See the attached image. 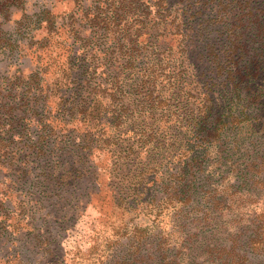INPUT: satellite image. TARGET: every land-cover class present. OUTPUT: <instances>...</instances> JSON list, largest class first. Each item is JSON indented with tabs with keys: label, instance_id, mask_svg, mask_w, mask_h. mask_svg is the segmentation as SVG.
<instances>
[{
	"label": "trees",
	"instance_id": "1",
	"mask_svg": "<svg viewBox=\"0 0 264 264\" xmlns=\"http://www.w3.org/2000/svg\"><path fill=\"white\" fill-rule=\"evenodd\" d=\"M144 3L149 4V14L157 21L149 24L147 34H140L145 22L135 15ZM80 5L79 1L77 6ZM94 8L97 14L87 20L103 19V35L110 46L103 50L101 74L108 80L103 78L91 88L84 81L80 85L70 81L72 73L68 74L65 81L72 87L66 88L62 96H57V91L63 83L50 88L43 81L31 80L17 86L21 91L18 104L11 96L0 94V184L6 187L2 190L29 183L26 187L36 190L33 194L38 197L54 190L66 192L65 205L57 212L53 210L54 214L47 211L44 215L57 216L56 223L26 224L23 231L19 228L23 214L20 202L12 196L5 197L10 206L0 211V232L6 237L3 251L8 256L5 264H62L61 256L73 252L66 251L54 227L60 226L62 237H66L69 225L77 222L74 218L82 215L92 195L88 192L81 200L70 189L86 180L98 189L95 161L105 156L110 168L120 159L125 163L128 175L119 184L125 190H134L133 179L141 182L148 174L146 166L132 170L133 156L139 153L134 150L135 145L146 139L162 146L165 138L169 149L177 153L181 167L174 174L178 178L176 186L150 200L135 192L122 198L117 187L109 188L116 196V207L125 212L145 211L155 225L154 231L162 223L165 211L184 223L187 213L198 217L203 210L200 219L209 226L212 213L232 200L229 190L234 189L205 192L196 203L198 197L191 185L181 180H188L198 171L209 150L227 137L226 131L240 132L246 123L252 131L263 128L264 84L259 82L264 80V0H94L91 10ZM157 31L159 34H148ZM72 44L68 45L70 49ZM132 90L141 97L142 108L149 110L135 112ZM245 103L256 105L258 112L251 117ZM99 105L102 109L96 113L95 106ZM17 107L23 108L38 129L37 137L21 146L15 130H23L25 120L23 116L16 118ZM157 112L166 114L160 119ZM166 115L169 117L165 119ZM177 125L185 128L183 136L169 134ZM124 127L127 129L123 131ZM74 130L79 133L77 137ZM115 139L124 143L118 152L109 149ZM184 140L191 144L189 148L182 149ZM30 156L35 161H51L42 168L40 180H30ZM86 174L92 175L90 179ZM73 202L74 208L70 205ZM153 233L147 227L126 234L127 250L113 264H137L147 259L150 264H181L183 260L178 256L182 251L178 249H183L182 244L177 243L178 252L168 258L169 240L161 232L156 236ZM198 236L189 235L183 244L194 246ZM147 239L154 247L151 257L145 259L140 251ZM216 252L221 256L228 253L225 248ZM74 254L82 253L77 247Z\"/></svg>",
	"mask_w": 264,
	"mask_h": 264
},
{
	"label": "rangeland",
	"instance_id": "2",
	"mask_svg": "<svg viewBox=\"0 0 264 264\" xmlns=\"http://www.w3.org/2000/svg\"><path fill=\"white\" fill-rule=\"evenodd\" d=\"M79 1L81 7L77 6ZM93 1L0 0L1 96L9 95L14 98V103L18 104L21 91H18L17 86L31 80L43 81L50 88L54 86L57 88L56 85L63 83L61 85L63 88L59 93L57 91V96H62L66 88L72 87L71 83L65 81L71 73L70 81H77L79 85L83 81L89 83L91 88L100 84V80L105 78L101 74L104 70L101 67L104 64L103 50L110 44L103 35L106 34L103 19L92 22L87 20L93 18L98 11L96 8L91 10ZM148 7L149 4L144 3L136 11V19L145 22L140 28V34H147L149 24L157 21L155 16L149 14L150 8ZM132 33L136 34L135 31ZM68 34H72L73 38H69L71 35ZM148 34H159V32ZM72 42L70 49L68 45ZM109 65L110 63L106 67ZM105 79L108 80L107 77ZM199 84L200 87L203 86V83ZM259 84L263 85L264 80ZM214 97H217V94ZM133 98L136 99L135 112L150 109L149 107L142 108L144 105L141 104V97L136 95L135 91H133ZM245 104L251 117L258 112L256 105ZM17 108L16 118L23 116L25 120L22 121L25 125L23 130L20 128L15 130L19 133L17 141L21 146L34 140L38 135V129L35 127V121L28 118L23 108ZM100 108L102 109V105L95 106L96 113L101 111ZM35 109L37 114H40V106ZM164 114L166 113L157 112L156 117L161 119ZM168 117L166 115L164 118ZM4 128H7V125ZM77 129L80 130L79 127ZM126 129L127 127H124L123 131ZM74 133L76 137L79 135L76 130ZM169 134L183 136L185 128L177 125L175 129L170 130ZM225 134L227 137L222 139L217 147L209 150L210 154L206 156V161L200 164L198 171H194L193 175L187 178L188 180H185L186 178L181 180V183L191 185V190L196 193L195 197H198L196 203L205 192L215 189L220 191L223 188L234 189L229 190L233 194L232 200L226 203L221 210L212 213L213 220L209 226V223H203L200 219L205 213L203 210L198 213V217L187 213L184 223L165 211L162 223L154 231L155 225L151 224L152 220L145 211L128 210L125 212L116 207L114 198L116 196L113 190H110L111 188L117 187L122 198L135 192V195L144 196V200H150L161 197L176 186L178 178L174 174L181 167L177 153L169 149L167 145L169 143L165 138L162 146H158L153 139H146L135 145L134 150L139 153L133 156L132 170L136 171L146 166L148 174L141 182L133 179L134 190H125L119 184V181L128 175L125 163L120 159L117 163L118 167L114 165L110 168L105 156L95 161L96 172L99 174L98 189L88 183V180L80 184L76 183L75 187L70 189L69 192L72 191L73 196H81V200H84L88 192L92 195L90 204L82 215L74 218L77 222L69 225L66 232L68 237H62L63 231L60 226L54 227L66 251L72 250L73 252L68 256H61L63 258L61 263L63 260L62 264H113L127 250L126 239L129 236L126 234H132L135 229L142 230L150 227V232H154L153 236L161 232L169 240L171 245L167 251L168 258L178 252L179 247L176 244H182L183 249H178L182 251V255L178 256V259L183 260L181 264H264V125L261 130L252 131L251 126L246 123L240 132L228 130ZM134 140H137V137ZM185 141L182 149L191 146ZM229 143H231L230 146ZM110 145V150L118 152L124 143L115 139ZM28 160L31 170L30 180H40L42 168L51 161L48 160L46 163L35 161L31 156ZM109 172L112 173V177H109ZM133 174V172L130 173V175ZM85 176L90 179L92 175L86 174ZM0 180H2L1 177ZM26 185L14 186L13 190H2L6 187L0 184V211L3 212L4 209L10 207L5 197L9 199L12 196L20 202L23 210L22 221L19 223L22 231L26 224L38 225L41 221L45 224L51 221L50 225L52 222L56 223L57 216L44 217V215L47 211L54 214L56 210L62 208V205H65L66 192L63 191L64 189L54 190L46 193L44 197L43 195L38 197L33 194L36 190H28ZM6 191L7 193L4 194ZM74 204L73 202L70 205L74 208ZM77 205L82 206V203ZM138 209H141V206ZM2 215L3 213H0V221ZM179 225L182 227L180 228ZM70 229L73 230L70 231ZM0 231H2V225ZM194 233L199 235L195 241L196 244L194 246L183 244L188 236ZM5 238L2 234L0 235V264H5L8 257L3 251ZM77 247L82 254H74L77 252ZM153 247L152 241L147 239L141 248V256L145 259L151 257ZM221 248L227 249L228 253L219 255L216 251ZM143 261L137 264H150L148 259Z\"/></svg>",
	"mask_w": 264,
	"mask_h": 264
}]
</instances>
